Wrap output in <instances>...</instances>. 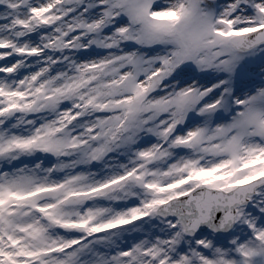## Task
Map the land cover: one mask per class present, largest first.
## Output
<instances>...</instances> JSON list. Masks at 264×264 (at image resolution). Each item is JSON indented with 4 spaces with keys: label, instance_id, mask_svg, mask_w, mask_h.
<instances>
[{
    "label": "snow or ice",
    "instance_id": "obj_1",
    "mask_svg": "<svg viewBox=\"0 0 264 264\" xmlns=\"http://www.w3.org/2000/svg\"><path fill=\"white\" fill-rule=\"evenodd\" d=\"M0 264H264V0H0Z\"/></svg>",
    "mask_w": 264,
    "mask_h": 264
}]
</instances>
